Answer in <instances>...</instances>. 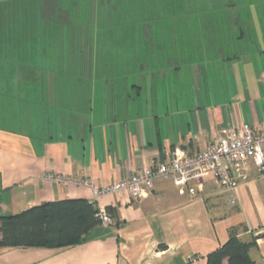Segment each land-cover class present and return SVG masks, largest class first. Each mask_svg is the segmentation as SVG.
I'll return each instance as SVG.
<instances>
[{
  "label": "crops",
  "instance_id": "1",
  "mask_svg": "<svg viewBox=\"0 0 264 264\" xmlns=\"http://www.w3.org/2000/svg\"><path fill=\"white\" fill-rule=\"evenodd\" d=\"M58 1L67 18L57 27L86 22L68 17L71 2ZM228 1L218 11L204 5L223 16L196 24L206 31L195 38L182 31L133 39L148 48L133 47L131 63H119L120 52L93 58L85 38L77 58L60 56L57 48L44 58L38 21L35 64H0V217L83 198L99 211L113 209L116 220L68 247L0 245V264H206L233 232L253 243L250 259L264 264V172L253 164L235 192L210 177L191 184L195 197L157 180L141 200L97 199L91 189L46 179L51 173L86 178L102 188L167 162L176 150L194 156L224 129L263 123L264 0ZM179 24L176 29H188ZM5 37L0 34V61L17 59L16 40ZM19 51L20 61L27 60L29 53ZM92 72L94 82L87 79Z\"/></svg>",
  "mask_w": 264,
  "mask_h": 264
},
{
  "label": "rangeland",
  "instance_id": "2",
  "mask_svg": "<svg viewBox=\"0 0 264 264\" xmlns=\"http://www.w3.org/2000/svg\"><path fill=\"white\" fill-rule=\"evenodd\" d=\"M60 1L64 6L71 2V6L75 8V10L72 7L68 9L70 12L68 17L76 22L81 20L86 22L77 23L73 30L57 27L56 21H65L64 17L62 19L54 17L42 18L40 12L41 0H0V34L2 37L6 36L5 38L10 35L11 39L16 40L15 45L11 48L17 58L15 59L14 55H12L10 61L1 60L0 64H6L7 66H17L18 64H24V62L35 64L34 49L36 48L38 21L44 23L40 35L44 58L55 55L56 48L60 56L67 55L72 58L75 54L77 58L81 55L82 46L80 40L85 38L90 43L93 58L94 54L103 56V52H105V54H115L116 56L120 52L119 56L124 59L119 63H131L132 55L137 54V52L132 53L133 47L136 50L144 48V52L148 48V45L143 47L142 43L134 44L133 39H136V42H138L137 39H141L140 42H142L150 37L175 38L179 37L182 31V36L188 32L189 37L195 38L196 32L201 34L206 31L198 29L196 24L212 19L215 15L217 17L223 16L222 14H213L211 11H204L207 8L204 5L211 3L214 8L211 7L210 9L218 11L229 2L228 0ZM63 16L67 17V14H63ZM179 23L187 24L188 29H176L180 27ZM169 27L172 29H169ZM67 37L73 40H69L70 50L66 49L68 43L65 42V39L67 40ZM19 50L29 53L24 55L28 56L27 60L20 61ZM69 51L70 53H68ZM144 52L140 53L144 54ZM63 62L66 63V57ZM92 63L95 64L96 61L93 59ZM60 65H63V63L60 62ZM96 76L92 72L87 79L88 81L90 79V82H94L98 78ZM61 80H64V78H61Z\"/></svg>",
  "mask_w": 264,
  "mask_h": 264
},
{
  "label": "built area",
  "instance_id": "3",
  "mask_svg": "<svg viewBox=\"0 0 264 264\" xmlns=\"http://www.w3.org/2000/svg\"><path fill=\"white\" fill-rule=\"evenodd\" d=\"M250 164L259 172H264V122L259 126L245 124L239 130L224 129L214 143L194 156L176 150L167 162L145 168L121 182L102 188H97L86 178L76 179L51 173L46 175V179L65 186L91 189L97 199L125 194L132 200H141L149 195L157 180L170 181L181 194L188 192L195 197L196 190L191 184L210 177L227 191L235 192L249 180ZM232 204H236L235 200ZM98 216L103 227L115 225V220L106 211L100 210Z\"/></svg>",
  "mask_w": 264,
  "mask_h": 264
},
{
  "label": "trees",
  "instance_id": "4",
  "mask_svg": "<svg viewBox=\"0 0 264 264\" xmlns=\"http://www.w3.org/2000/svg\"><path fill=\"white\" fill-rule=\"evenodd\" d=\"M40 12L44 19L67 18L58 0H41ZM107 213L115 220L113 209L109 208ZM98 214L94 203L79 198L49 202L14 216L0 217V245L48 248L76 245L88 232L102 226ZM252 247V242H243L233 232L223 246L207 256L206 264H255L249 257Z\"/></svg>",
  "mask_w": 264,
  "mask_h": 264
}]
</instances>
